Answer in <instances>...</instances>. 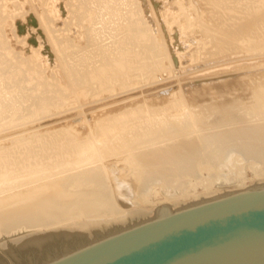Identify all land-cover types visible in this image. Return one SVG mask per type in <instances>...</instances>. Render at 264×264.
Here are the masks:
<instances>
[{"label":"bare ground","instance_id":"1","mask_svg":"<svg viewBox=\"0 0 264 264\" xmlns=\"http://www.w3.org/2000/svg\"><path fill=\"white\" fill-rule=\"evenodd\" d=\"M50 1L33 22L53 80L28 77L35 51L11 56L0 10V236L69 220L64 236L91 237L264 189V0H64L57 16ZM171 66L173 88L77 107Z\"/></svg>","mask_w":264,"mask_h":264},{"label":"water","instance_id":"2","mask_svg":"<svg viewBox=\"0 0 264 264\" xmlns=\"http://www.w3.org/2000/svg\"><path fill=\"white\" fill-rule=\"evenodd\" d=\"M48 264H264V189L174 212Z\"/></svg>","mask_w":264,"mask_h":264},{"label":"rangeland","instance_id":"3","mask_svg":"<svg viewBox=\"0 0 264 264\" xmlns=\"http://www.w3.org/2000/svg\"><path fill=\"white\" fill-rule=\"evenodd\" d=\"M62 1H64V0L50 1L48 3L50 6L48 4H46V5H48L47 9L50 12L53 10V12H55L53 14H56L57 10H59V4H61ZM34 4H35L34 0H15V1L14 0H0V10L7 11V12H3L4 15L7 16V17H5V20L6 19L7 20L6 21L4 20V27H3L4 36H2L1 39H3V38L7 39L6 42L8 43V46L10 45V48L8 47L9 48L8 50L13 51V52L10 51L11 56L12 55L14 56V54L17 55L18 53L20 54V55L18 54V56H20V57L25 56V54L27 56V54H30V53L35 51L34 55H36V57L38 58L37 62L41 59L40 62H38L39 63L38 66L41 69H38L36 71L35 69L30 68L26 71V72H28V77L32 81L37 82L38 80H44V79L53 80L54 73L46 65L47 60L52 58L51 57L52 54L48 53V45L45 44V42L43 40L44 37L42 38L39 34L41 25H39L38 21L33 22V19H36L35 15H34V10H36L35 9L36 7H33ZM44 7H45V5H44ZM31 10H33V11H31ZM30 11H31V13H30ZM49 11H47V12H49ZM147 11H148V9H145L143 11L145 13V15L148 14ZM41 12L42 11H40V9L36 10V13L39 16H40ZM56 16H57V14H56ZM21 22L23 25L21 24ZM57 24H58V22H56V25ZM82 25L85 26L86 23L84 22V23H82ZM20 28H21V30H20ZM79 30H80L79 27H76L75 29H73V32H71L72 33L71 37H76ZM41 38H42V40H41ZM103 38H105V37H103ZM103 42H107V40L103 41ZM24 44H25V46H24ZM26 44H28V47ZM29 45H32V46H29ZM33 47H34V49H33ZM35 47L37 49H41V50H36ZM45 48L47 49V52L45 51L46 50ZM8 50H7V52L9 53ZM28 50H30V51L28 52ZM38 51H39V54H38ZM35 53H37V54H35ZM48 54L50 56L49 59H48ZM40 56H46V57H40ZM171 67L172 68H170V70L166 74L159 76L160 80L158 78H156V80L154 79L155 83L157 81L158 82L160 81L159 84H152V83L147 84L146 83V84L140 85L136 89H132V90H128V91L127 90H121L118 92L107 93L103 96V98L101 100L89 99V100H91L89 102L84 100L82 102L81 106L78 105L77 107L81 108L82 111L84 113H86V112H89V108H92V107L121 106L123 104H127L129 102L139 100L142 95L157 94L158 91H151V90L152 89H158L159 86H162V85H166L167 88L172 86V88H173V87H175V85H174L176 83L175 80H180L183 78V76H181V74H183L184 71L182 72V70L180 71L176 67H173V66H171ZM170 71H172V72L170 73ZM175 75L176 76L178 75L180 77L177 76L178 77L177 78ZM174 76L176 77L175 79L173 78ZM163 79H164V81H163ZM170 79H172V80H170ZM142 92H144V93L141 94ZM77 107H75L77 111L75 110V108L74 109L72 108V111H71L70 110L71 108H69V110L71 112L69 111L70 114H67L66 116H68L70 119H74L76 117H82V113H81L82 111H81V109H78ZM73 110H75L77 112V114L75 111L73 112ZM78 114L80 116H78ZM1 136H3V134ZM19 136H21V134ZM247 176L250 178L251 173L248 172ZM202 201L203 200H201L200 202H202ZM200 202H198V203H200ZM198 203H196V204H198ZM160 206H161V203H158V205L156 207H160ZM179 210H182V208ZM150 216L148 218H144L143 220H140V221L136 219V220H134V223H132L131 220H129L130 223L126 224L125 225L126 227H124V228L111 226L109 229H107L104 227V228H102L101 232L94 233V235H91V237H85L84 235H77L74 233L70 234L68 236H64L63 232H61V230H59V229L61 227L66 226L67 223L69 222V220H67V223H66V221H62L60 224H59V222H57V223L54 222L53 225H51L49 227V229L46 228L47 230L44 229L43 227H42L43 230H39L37 228H30L29 227V228H23V229L11 232L8 235L2 234L0 236V264H48L50 261L55 260L59 257H62L64 255L68 254L69 252H72V251H75L79 248L85 247L88 244H91L95 241L104 239L107 236H110L112 234L121 232L122 230L127 229V227L128 228L134 227L135 225H139L140 223L143 224L145 221L156 218L155 215L154 216L150 215ZM65 223H66V225H65ZM39 232L42 234V236H44L45 233H47V234H45L46 236H44V237H40L38 240L35 239L33 241L31 239L27 242L20 243V245L16 244V242H19L20 240H24V238L27 239L30 237V235L35 234V233H39ZM17 240H19V241H17Z\"/></svg>","mask_w":264,"mask_h":264}]
</instances>
